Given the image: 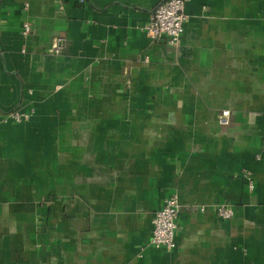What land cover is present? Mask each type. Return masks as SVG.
<instances>
[{
    "label": "crops",
    "instance_id": "0c3cea01",
    "mask_svg": "<svg viewBox=\"0 0 264 264\" xmlns=\"http://www.w3.org/2000/svg\"><path fill=\"white\" fill-rule=\"evenodd\" d=\"M164 1L0 0V264H264V0H188L178 47Z\"/></svg>",
    "mask_w": 264,
    "mask_h": 264
},
{
    "label": "built area",
    "instance_id": "2783aa9c",
    "mask_svg": "<svg viewBox=\"0 0 264 264\" xmlns=\"http://www.w3.org/2000/svg\"><path fill=\"white\" fill-rule=\"evenodd\" d=\"M188 0H166L159 4L153 11L150 21L142 26V31L152 40L165 39L167 44L178 47L185 32V24L189 20L186 12ZM32 32L30 23L24 24L23 35L27 37ZM67 41L58 37L52 44L51 53L61 54L66 48ZM230 111H223L220 124L228 126L231 122ZM31 115L20 110H13L6 117L5 121L22 123L28 121ZM246 178L250 189L254 188L251 174L247 173ZM179 199L172 195L164 199L162 207L155 213L152 224V236L149 245L155 249L171 252L176 249V232L178 230ZM218 216L223 220H230L234 217V210L226 205L218 208Z\"/></svg>",
    "mask_w": 264,
    "mask_h": 264
}]
</instances>
